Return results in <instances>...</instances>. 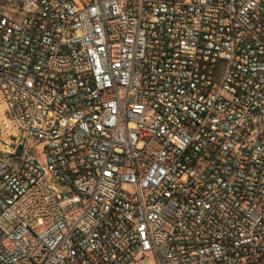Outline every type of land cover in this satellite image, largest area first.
I'll use <instances>...</instances> for the list:
<instances>
[{
	"label": "built area",
	"instance_id": "built-area-1",
	"mask_svg": "<svg viewBox=\"0 0 264 264\" xmlns=\"http://www.w3.org/2000/svg\"><path fill=\"white\" fill-rule=\"evenodd\" d=\"M0 91V264H264V0H0Z\"/></svg>",
	"mask_w": 264,
	"mask_h": 264
},
{
	"label": "rangeland",
	"instance_id": "rangeland-1",
	"mask_svg": "<svg viewBox=\"0 0 264 264\" xmlns=\"http://www.w3.org/2000/svg\"><path fill=\"white\" fill-rule=\"evenodd\" d=\"M25 135L16 127L12 121L2 92L0 91V155L13 153V145H20L24 141ZM138 264H153L152 259L147 258Z\"/></svg>",
	"mask_w": 264,
	"mask_h": 264
},
{
	"label": "water",
	"instance_id": "water-1",
	"mask_svg": "<svg viewBox=\"0 0 264 264\" xmlns=\"http://www.w3.org/2000/svg\"><path fill=\"white\" fill-rule=\"evenodd\" d=\"M14 146H12V148H13ZM22 151V148L21 147H19L18 148V152H21Z\"/></svg>",
	"mask_w": 264,
	"mask_h": 264
}]
</instances>
